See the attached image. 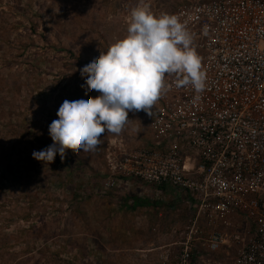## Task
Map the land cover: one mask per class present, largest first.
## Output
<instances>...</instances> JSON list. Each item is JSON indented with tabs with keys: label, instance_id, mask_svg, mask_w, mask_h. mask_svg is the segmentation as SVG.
Returning a JSON list of instances; mask_svg holds the SVG:
<instances>
[{
	"label": "rangeland",
	"instance_id": "374dc122",
	"mask_svg": "<svg viewBox=\"0 0 264 264\" xmlns=\"http://www.w3.org/2000/svg\"><path fill=\"white\" fill-rule=\"evenodd\" d=\"M151 1L155 5L165 3V12L170 13L181 0ZM146 3L0 0V264H142L141 250L146 242H151L154 249L160 243L168 244L172 240L170 232L188 225L190 212L180 207V214L187 219L182 218L181 224L169 231L163 229L162 223L172 222L165 210L162 223L156 226L157 235L158 230H152L153 215L149 216L144 208H139L138 214L129 212L114 197L132 188L143 195L152 193L147 185L133 181L130 188L111 174L115 159L139 151L143 144H152L146 132L148 115L143 110L129 113L131 121L120 134H101L95 150L74 149L79 159L101 176L116 178L119 186L115 189L120 194L115 189L104 192L107 180L91 191L89 171L74 176L78 186L72 189L65 174L61 177L49 163L39 162L32 155L53 143L34 138L35 133L45 134L40 129L51 120L48 115L35 116L37 108H51L58 118L57 111L65 100L101 95L88 88L80 69L124 38L131 10ZM34 27L36 34L32 33ZM60 72L67 76L64 81ZM59 81L56 86L54 83ZM23 119L36 124L31 127L33 136H8L9 120ZM128 228L141 229L134 241L127 238ZM158 252L161 250L155 249L151 257H158Z\"/></svg>",
	"mask_w": 264,
	"mask_h": 264
},
{
	"label": "built area",
	"instance_id": "2783aa9c",
	"mask_svg": "<svg viewBox=\"0 0 264 264\" xmlns=\"http://www.w3.org/2000/svg\"><path fill=\"white\" fill-rule=\"evenodd\" d=\"M146 4L166 13L165 3ZM167 14L190 33L205 87L166 74L146 112L152 144L115 159L111 174L193 206L176 264H264V0H181Z\"/></svg>",
	"mask_w": 264,
	"mask_h": 264
},
{
	"label": "clouds",
	"instance_id": "9594fccd",
	"mask_svg": "<svg viewBox=\"0 0 264 264\" xmlns=\"http://www.w3.org/2000/svg\"><path fill=\"white\" fill-rule=\"evenodd\" d=\"M192 37L178 17L154 14L147 4L131 10L127 35L100 51L80 74L88 88L101 95H80L65 100L57 111L58 119L49 125L53 144L34 151L42 163L54 162L66 150H95L101 134H120L129 123V113L151 109L164 88L166 74H177V86L190 85L196 92L205 87L201 59Z\"/></svg>",
	"mask_w": 264,
	"mask_h": 264
},
{
	"label": "crops",
	"instance_id": "0c3cea01",
	"mask_svg": "<svg viewBox=\"0 0 264 264\" xmlns=\"http://www.w3.org/2000/svg\"><path fill=\"white\" fill-rule=\"evenodd\" d=\"M146 132H148L147 134L150 135L149 130H148V123H147V131ZM150 137L152 138V136H150ZM147 144L148 143L143 144V146L147 145ZM119 178L120 177H118V179ZM121 181L125 182V184L128 183V181L126 179H121ZM133 181L135 184L139 185V183H138L139 181L130 180V182L126 186H129V187L132 186L133 187ZM140 184H144V183H140ZM144 185H147L148 189H150L152 191L151 195H147L148 193L146 195H143L142 192H140V193L135 192L134 188L130 187L132 189H130V191L128 193L123 192V193H121V195H118V196L115 195L114 197H115V199H117V204H119L122 208L127 209V211H129V212L131 211V212H134L135 214H138L139 208L140 209L144 208V211L145 212L147 211L149 216H150V214H151V216L153 215L155 217V220L152 221V223H154V225H152V230L153 229H154V231L158 230L157 235H159V229H157L156 226H158L159 222L162 223V221L164 219L165 210L168 211L170 219H172L171 223L170 222L167 224L162 223L164 226L163 229H165L167 231H169L172 227L180 225L182 218L187 219V216H185L184 214L183 215L180 214V212H181V210L179 209L180 207L182 208V210L188 209V213L190 212V216L193 213L194 208L191 209L189 207V205L187 204V200L184 197L172 193V191L166 187L164 189H161V188H159V186L157 187L153 184L145 183ZM162 187H164V186H162ZM104 192H107V191H104ZM116 193L120 194L117 190H116ZM133 194L136 195V197L143 199V200L158 201V202L162 203V206L159 209H151V208L146 207V206L138 207L136 209H131L129 207H125L123 199L127 198L128 196L131 197V196H133ZM167 197H169V200L167 199ZM132 203H133V199L129 200V205H132ZM132 217H134V215H132ZM144 226H145V223L142 222V224H141L142 230H144ZM137 230H141V229H139V228H128L127 238L134 241L135 234L139 233ZM182 230H183L182 228H177L172 233L170 232V234L172 236V240L168 241V244H167V242H163L160 244L157 242L159 245L156 243L158 245V247H155V249L157 251L161 250V253H159V252L157 253L158 257H151L152 253L154 252L155 249H154V247L151 246L152 245L151 242H146L145 247L143 248V250H141L142 251V258H143L142 264H176V257H177V254H179L180 248L178 245H174V244H176L177 241L179 240L178 234ZM163 232H165V231H163ZM140 233H141V231H140ZM156 244H154L153 246H155Z\"/></svg>",
	"mask_w": 264,
	"mask_h": 264
},
{
	"label": "trees",
	"instance_id": "16d2710c",
	"mask_svg": "<svg viewBox=\"0 0 264 264\" xmlns=\"http://www.w3.org/2000/svg\"><path fill=\"white\" fill-rule=\"evenodd\" d=\"M26 11L27 10L25 9L24 12H26ZM36 32H37L36 27H34L32 33L36 34ZM71 56L74 59H76V55L74 53H71ZM73 66H76V65H73ZM59 76H60L62 81H64L67 78V76L63 72H60ZM60 81L56 82L54 84L57 86L60 83ZM52 85H53V83H52ZM59 87H60V85H59ZM56 89L59 90L58 87ZM51 92H52V95L55 94V90L51 89ZM52 95H50V96H52ZM37 109H39V110L35 109L36 110L35 116L48 115L51 120H50V123L48 125L46 124L40 129V130H43L45 134L43 136H41V135L35 133L34 138L38 142H40L41 139L45 140V142L52 141L50 134H49V125L52 123L53 120H56L58 118H55L52 115L53 109H51V108L47 109L46 107H38ZM47 111H49V113H47ZM32 126L35 127L36 124L32 125V121H27V119H23L22 122L17 121V120H9L6 134L8 136H15V137L17 135H19V136L23 135L24 137H27L26 135L33 136V132H32L33 129H31ZM48 165H50L51 170L55 171V173L58 171L61 174V177H62V174H65L66 183H69V184L72 183L70 185V187L72 189H75V187L78 186V185H76L77 183L74 182V176L76 175L77 177H80V175L88 173L87 171H89L91 173V176H90L91 179L88 181V185H89V188L91 191L93 189H95L96 187L100 188L102 185V182L109 178L108 174L101 176L100 173L97 170H95L94 168L90 167L88 163H86L84 160H80L78 155H77V152L74 151V148L67 149L63 159H61L60 155L57 153L54 162H52L51 164H48ZM75 172H76V174H75ZM17 186L19 187L18 183H17ZM159 188L164 189L165 187L159 186ZM131 199H133V203H132V205H129V200H131ZM123 200H124V206L129 207L131 209H136L138 207H144V206L149 207L151 209H159L162 206V203H160L158 201L143 200V199L136 197V195H134V194H133V196H131V197L128 196L127 198H124ZM189 207L191 209H193V206H189ZM194 215H195V210L193 211L190 218H192Z\"/></svg>",
	"mask_w": 264,
	"mask_h": 264
}]
</instances>
